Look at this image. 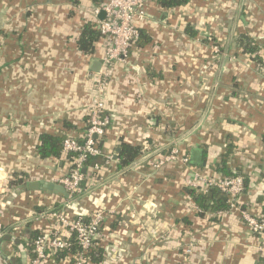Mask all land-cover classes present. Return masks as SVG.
I'll return each mask as SVG.
<instances>
[{
  "label": "crops",
  "instance_id": "obj_1",
  "mask_svg": "<svg viewBox=\"0 0 264 264\" xmlns=\"http://www.w3.org/2000/svg\"><path fill=\"white\" fill-rule=\"evenodd\" d=\"M96 5L0 0V264H31L30 231L54 223L39 213L68 200L14 183L23 174L25 182L53 181L71 167L66 154L42 159L38 151L43 134L78 138L87 130L98 78L92 66L106 41L91 55L77 43ZM147 11L138 24L145 43H134L105 80L109 124L100 147L114 160L95 157L68 215L105 212L102 264H264V235L240 213L201 210L189 193L192 168L228 176L215 169L228 155L232 176L248 179L241 204L264 215V0H191L170 9L152 0ZM176 142L189 155L200 149L202 163L155 170L142 159ZM122 143L140 147L141 159L122 165ZM73 263L50 256L42 264Z\"/></svg>",
  "mask_w": 264,
  "mask_h": 264
},
{
  "label": "built area",
  "instance_id": "obj_2",
  "mask_svg": "<svg viewBox=\"0 0 264 264\" xmlns=\"http://www.w3.org/2000/svg\"><path fill=\"white\" fill-rule=\"evenodd\" d=\"M152 0H103L94 6L92 13L96 18L97 29L102 39L106 41L105 52L101 58L102 65L95 87V95L92 99L89 127L85 133V139L80 141L76 136L67 135L63 142V153L76 154L71 162V167L66 174L55 175L53 181L63 185L70 193V197L59 210H48L39 213L40 218H52L54 223L49 229L33 241L34 256L31 264H42L50 252L64 249L72 245V237L78 241L80 252L72 256L73 264H89L85 254L98 244L103 237V220L105 212L97 211L89 220L82 216L70 218L68 209L70 200L84 191L82 183L85 179L83 168L89 157H103L106 164L114 160V156L106 155L100 147V139L106 134L109 119L105 115L106 103L103 95L106 81L111 68L116 61H126L130 57L131 46L140 36L139 23L147 17V8ZM105 11V18L100 19L99 14ZM219 51V47H214ZM141 159V158H140ZM143 160H149L155 170H161L168 164H180L190 171V155L177 142L165 151L146 154ZM142 161V160H141ZM189 187L196 192L205 193L212 189H218L227 197L229 208L215 213H240L243 222L257 235H264V215H254L248 208L241 204L240 197L245 190L243 175L232 177L223 175H211L206 171L192 168ZM214 214V215H215ZM191 247H187L186 253H190ZM259 250L264 254V246Z\"/></svg>",
  "mask_w": 264,
  "mask_h": 264
},
{
  "label": "trees",
  "instance_id": "obj_3",
  "mask_svg": "<svg viewBox=\"0 0 264 264\" xmlns=\"http://www.w3.org/2000/svg\"><path fill=\"white\" fill-rule=\"evenodd\" d=\"M95 4L101 3L103 0H92ZM161 7L170 9V8H176L180 6H184L188 3H190L191 0H155ZM188 32L192 33L190 31V28H188ZM142 31L140 29V36L135 41V44L142 45L144 44ZM102 40L101 33L97 29V23L96 21L89 20L88 23H86L83 27L82 33L78 39V48L82 50L86 54H93L96 50V43ZM147 38L145 39V41ZM134 45V44H133ZM132 45V46H133ZM131 46V48H132ZM250 51L256 50V48H248ZM90 124V123H89ZM88 124V127H89ZM87 127V128H88ZM86 133V132H85ZM85 133L78 137L80 141H83L85 139ZM65 136H57V135H50V134H43L41 136V145L39 146L38 154L42 159L47 158H61L63 153V142L65 139ZM69 161H73L76 154L68 153L66 154ZM142 155V149L138 146L130 145L127 143H122L121 150L119 152V159L120 163L122 165H129L133 163L134 161L138 160L140 156ZM227 156L224 155L222 157L221 163L217 167H215L218 171H223L225 174H228V177H232V173L228 171L226 167V161ZM95 157H89L87 161L85 162V167L90 168L92 166V163L95 161ZM85 174V173H84ZM29 177L28 174H23L19 179L14 183L19 188H26V182L25 180ZM245 183L248 182V179L244 176ZM189 193L193 196V199L198 205L201 210H211L214 213H218L219 211L227 210L229 208V205L227 203V197L223 195L218 189H212L211 194L209 195V192L205 193H199L196 192L194 189L191 188L189 190ZM61 204L57 203L53 210H59L61 207ZM42 233L38 230H32L30 231V242L29 243V249L32 251V256H34V245L33 241L37 239ZM75 237V235H73ZM72 237V245L69 247H66L64 249H59L55 252H50L49 257H53L57 261L65 260L67 257H72L73 255H76L80 252L81 247L78 244V241ZM85 259L89 260L90 262L94 264H102V262L105 260V251L104 249L99 245H95L93 248H91L90 251H88L85 254ZM74 262V260H73Z\"/></svg>",
  "mask_w": 264,
  "mask_h": 264
},
{
  "label": "water",
  "instance_id": "obj_4",
  "mask_svg": "<svg viewBox=\"0 0 264 264\" xmlns=\"http://www.w3.org/2000/svg\"><path fill=\"white\" fill-rule=\"evenodd\" d=\"M99 18L100 19L105 18V11L100 12ZM101 65H102V61L96 60L93 63L92 71L99 72ZM119 150L120 149H118V151ZM201 152L202 151L197 148H194L192 150V154L190 155V164L197 165V164L202 163L201 156H200ZM87 169H88L87 167H84L83 172L86 173ZM25 187L31 191L43 190V191H47L48 193H53V194L59 195L64 198L70 197V193L66 190V188L63 185L56 183L54 181H50V180H44V179L30 180L26 182ZM210 194H211V191H209V195Z\"/></svg>",
  "mask_w": 264,
  "mask_h": 264
}]
</instances>
